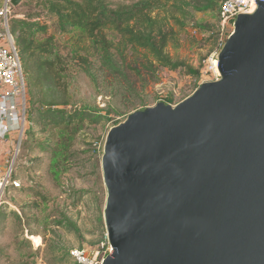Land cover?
Returning a JSON list of instances; mask_svg holds the SVG:
<instances>
[{
	"label": "water",
	"instance_id": "1",
	"mask_svg": "<svg viewBox=\"0 0 264 264\" xmlns=\"http://www.w3.org/2000/svg\"><path fill=\"white\" fill-rule=\"evenodd\" d=\"M217 60L219 79L109 130L102 264H264V0Z\"/></svg>",
	"mask_w": 264,
	"mask_h": 264
},
{
	"label": "rangeland",
	"instance_id": "2",
	"mask_svg": "<svg viewBox=\"0 0 264 264\" xmlns=\"http://www.w3.org/2000/svg\"><path fill=\"white\" fill-rule=\"evenodd\" d=\"M38 14L40 18H33ZM25 19H40L49 25L48 35H55L56 48L67 66L64 82L67 90L46 78L38 65H32L27 73L22 58L29 97L28 125L16 163V176L21 178L22 188L11 187L4 195L0 264H78L71 256L72 249L96 248L108 238L102 155L109 130L135 110L160 101L175 106L203 82L215 80L216 67L210 68L222 46L209 40L211 31L196 28L191 21L182 35V47L170 48V52L200 68L201 76L187 74L184 69L162 68L157 80L146 85L131 77L136 83L131 88L128 82L102 68L96 50L89 40L80 39L79 31L61 32L57 17L44 10L43 0H23L15 6L11 28L16 20ZM195 20L219 25V17L208 11L195 12ZM230 31L219 33L220 44H224ZM44 37L39 34V38ZM80 56L89 58L90 72ZM43 98L68 99L70 104L64 109H86L92 113L91 119L99 123L88 120L76 125L59 136L61 143L44 148L43 143L53 136L34 122L39 108L49 107ZM100 110L104 118L98 116ZM54 140L57 141V136Z\"/></svg>",
	"mask_w": 264,
	"mask_h": 264
},
{
	"label": "trees",
	"instance_id": "3",
	"mask_svg": "<svg viewBox=\"0 0 264 264\" xmlns=\"http://www.w3.org/2000/svg\"><path fill=\"white\" fill-rule=\"evenodd\" d=\"M222 2L223 0H43V6L47 14L57 17V28L61 32L79 31L80 39L89 40L96 50L102 68L115 78L128 82L132 88L136 83L131 81V77H137L142 85H146L157 80L162 68L184 69L187 74L200 77V68L172 54L170 48L178 50L182 47V35L187 32L191 21L196 28L211 31L209 40L220 46L218 39L221 32ZM207 11L219 17L217 27L195 20V12ZM33 16L40 18L41 14ZM48 27L40 19H25L16 20L12 30L17 32V45L27 73L32 65H38L46 78L67 90L64 83L67 66L56 48L55 35H48ZM39 34L45 36L44 39L39 38ZM80 58L88 64L86 70L90 72L89 58ZM43 101L49 107L39 108L38 118L34 117V122H38L44 132L53 136L52 140L43 143L44 148L55 142L61 143L59 136L71 131L76 125L88 120L99 123L97 119H91L92 113L86 109H64V106L70 104L68 99L57 101L43 98ZM35 103L36 101L33 102L34 105ZM99 112L98 116L104 118V113L101 110ZM56 136L57 141L54 140ZM16 169L17 164L13 179L21 180L16 176ZM11 187L22 188L21 183L18 186L12 184L9 188ZM2 209L0 215L4 214Z\"/></svg>",
	"mask_w": 264,
	"mask_h": 264
},
{
	"label": "built area",
	"instance_id": "4",
	"mask_svg": "<svg viewBox=\"0 0 264 264\" xmlns=\"http://www.w3.org/2000/svg\"><path fill=\"white\" fill-rule=\"evenodd\" d=\"M257 1L223 0L220 9L221 33L231 29V34L236 17L240 13L253 12ZM14 9L12 0H0V209L9 186L20 185V180L13 179V173L28 125V85L17 45V33L11 28ZM214 67L216 80L220 73L215 60L210 69ZM112 251L113 247L107 238L96 248L77 247L70 253L78 264H102Z\"/></svg>",
	"mask_w": 264,
	"mask_h": 264
},
{
	"label": "bare ground",
	"instance_id": "5",
	"mask_svg": "<svg viewBox=\"0 0 264 264\" xmlns=\"http://www.w3.org/2000/svg\"><path fill=\"white\" fill-rule=\"evenodd\" d=\"M215 63L217 64L218 63V60H215Z\"/></svg>",
	"mask_w": 264,
	"mask_h": 264
}]
</instances>
